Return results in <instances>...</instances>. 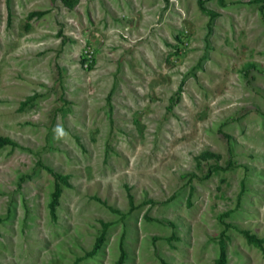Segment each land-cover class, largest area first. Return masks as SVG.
Wrapping results in <instances>:
<instances>
[{
  "label": "rangeland",
  "instance_id": "rangeland-1",
  "mask_svg": "<svg viewBox=\"0 0 264 264\" xmlns=\"http://www.w3.org/2000/svg\"><path fill=\"white\" fill-rule=\"evenodd\" d=\"M0 137V264H264V0H0Z\"/></svg>",
  "mask_w": 264,
  "mask_h": 264
},
{
  "label": "trees",
  "instance_id": "trees-1",
  "mask_svg": "<svg viewBox=\"0 0 264 264\" xmlns=\"http://www.w3.org/2000/svg\"><path fill=\"white\" fill-rule=\"evenodd\" d=\"M60 1L63 4L67 5V6H70L71 3H72V0H60ZM10 143H12V141H10L8 138L0 137V146H2L4 144H10ZM53 176L57 180H60L62 182L65 181V177H63V176H60V175L55 174V173H53ZM57 194H58V188H55V190L52 192L53 199L49 203V207H50V212L51 213L53 211V204H54V201L56 199ZM105 228H106V223H102L101 233H100V235L96 239V243H95V247L94 248H97L98 243H99V241L101 239V236H102ZM243 234H244V236H245V238L247 240H254L256 242H259V240H256V238L253 235L248 234L246 231H244ZM123 258H124V250H123L122 247H120V253H119V256H118L117 264H121ZM224 261H225V255H224V250H223V248L221 246L220 247V251H219V255H218V257L215 260V264H224Z\"/></svg>",
  "mask_w": 264,
  "mask_h": 264
},
{
  "label": "clouds",
  "instance_id": "clouds-1",
  "mask_svg": "<svg viewBox=\"0 0 264 264\" xmlns=\"http://www.w3.org/2000/svg\"><path fill=\"white\" fill-rule=\"evenodd\" d=\"M61 135H63V131H62V129H58L57 130Z\"/></svg>",
  "mask_w": 264,
  "mask_h": 264
}]
</instances>
